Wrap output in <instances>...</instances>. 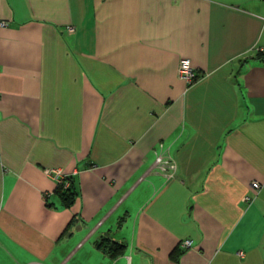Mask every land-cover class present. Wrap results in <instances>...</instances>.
<instances>
[{
    "label": "crops",
    "instance_id": "0c3cea01",
    "mask_svg": "<svg viewBox=\"0 0 264 264\" xmlns=\"http://www.w3.org/2000/svg\"><path fill=\"white\" fill-rule=\"evenodd\" d=\"M0 21V264H264V0H0Z\"/></svg>",
    "mask_w": 264,
    "mask_h": 264
},
{
    "label": "built area",
    "instance_id": "2783aa9c",
    "mask_svg": "<svg viewBox=\"0 0 264 264\" xmlns=\"http://www.w3.org/2000/svg\"><path fill=\"white\" fill-rule=\"evenodd\" d=\"M6 26V23L3 21H0V27ZM70 32L72 29H68ZM177 75L178 78L185 84V85H191L197 78V75L194 72V69L188 59H181L178 63L177 67ZM154 167L159 170V172L165 174L169 178L173 177L174 171H175V165L173 163H168L163 156L158 155L154 162ZM44 174L51 178L52 180L56 181L59 185H62L63 188H67L70 185L69 175L64 173L59 168H49L44 170ZM251 189L254 192V195L258 193L260 188L262 187V184L255 181L252 182L250 185ZM48 195H44V197H47ZM244 201L249 202L252 200L251 197H244ZM190 243L188 241L184 242V246H189ZM238 255H241L239 253Z\"/></svg>",
    "mask_w": 264,
    "mask_h": 264
},
{
    "label": "trees",
    "instance_id": "16d2710c",
    "mask_svg": "<svg viewBox=\"0 0 264 264\" xmlns=\"http://www.w3.org/2000/svg\"><path fill=\"white\" fill-rule=\"evenodd\" d=\"M60 188H63L62 185H60ZM75 192L73 191V187H67L65 192H63L61 195L64 197L66 201L70 200L72 196H74ZM115 247V248H114ZM122 247L118 244H111L109 250L112 252V255H115L117 250H120Z\"/></svg>",
    "mask_w": 264,
    "mask_h": 264
}]
</instances>
